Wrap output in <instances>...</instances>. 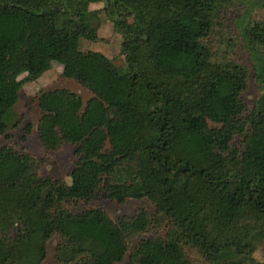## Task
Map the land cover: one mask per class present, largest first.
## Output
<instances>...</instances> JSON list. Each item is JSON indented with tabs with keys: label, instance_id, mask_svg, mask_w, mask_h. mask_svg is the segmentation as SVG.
Segmentation results:
<instances>
[{
	"label": "trees",
	"instance_id": "obj_1",
	"mask_svg": "<svg viewBox=\"0 0 264 264\" xmlns=\"http://www.w3.org/2000/svg\"><path fill=\"white\" fill-rule=\"evenodd\" d=\"M229 2L0 0V121L22 85L53 65L91 95L37 98L40 146L73 147L68 184L0 145V264H41L52 237L57 264H118L126 254L130 264H195L185 248L208 264H241L231 257L249 259L253 242L264 255V96L248 110L246 69L206 45ZM99 13L121 37L122 71L78 48L96 40ZM240 33L250 48L264 45L263 24ZM96 198L146 199L153 214L112 221L99 208L65 209Z\"/></svg>",
	"mask_w": 264,
	"mask_h": 264
},
{
	"label": "rangeland",
	"instance_id": "obj_2",
	"mask_svg": "<svg viewBox=\"0 0 264 264\" xmlns=\"http://www.w3.org/2000/svg\"><path fill=\"white\" fill-rule=\"evenodd\" d=\"M103 3L89 5V11L101 10ZM95 23L96 40L93 42L80 39L78 48L81 52L96 51L103 54L111 63L122 71L123 60L119 55L120 35L113 31L111 22L102 14L97 15ZM247 22H259L264 25V0H230L225 7L223 16L216 20L214 29L206 41L213 56L232 59L247 71L245 88L241 93V100L248 110L255 102L264 96V45L250 48L241 38V28ZM65 89L78 95L84 104L90 94L73 80L61 76L60 67L53 65L47 72L24 83L18 93V100L10 111L7 119L0 121V145H7L16 152L27 153L42 162L40 172L43 176L54 180L69 183V173L73 168V147L68 144L61 145L55 151L43 149L36 137V125L39 118L37 98L42 92ZM239 139L235 138L231 145L238 147ZM99 208L112 221L119 218L131 217L138 209L144 210L149 216L153 214V206L146 199L126 200L117 204L113 201L96 198L88 202H75L65 205V209L72 213ZM165 228L149 229L139 237H134L129 242L131 247L142 237L164 235ZM58 243L57 237H52L46 243V254L41 264H57L54 260V248ZM185 254L195 264H208L197 252L185 248ZM231 260L241 264H259L264 261L262 242H253V252L249 259H241L233 255ZM118 264H130L127 254Z\"/></svg>",
	"mask_w": 264,
	"mask_h": 264
}]
</instances>
